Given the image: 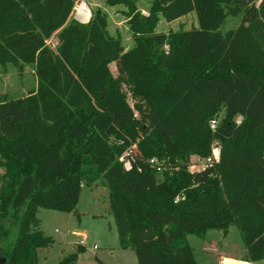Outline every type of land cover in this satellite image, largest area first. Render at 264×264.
Masks as SVG:
<instances>
[{"label": "trees", "instance_id": "1", "mask_svg": "<svg viewBox=\"0 0 264 264\" xmlns=\"http://www.w3.org/2000/svg\"><path fill=\"white\" fill-rule=\"evenodd\" d=\"M78 1L0 0V63L32 64L38 79L27 96L0 94L4 264H39L54 242L39 211L76 213L82 183L108 187L120 247L138 264H198L188 237L233 226L247 261L264 260V0H154L149 16L133 14L127 51L99 14L70 20ZM192 11L199 28L156 32L160 16ZM216 141L220 162L191 173L192 157L208 158ZM154 157L166 160L162 174Z\"/></svg>", "mask_w": 264, "mask_h": 264}, {"label": "rangeland", "instance_id": "2", "mask_svg": "<svg viewBox=\"0 0 264 264\" xmlns=\"http://www.w3.org/2000/svg\"><path fill=\"white\" fill-rule=\"evenodd\" d=\"M261 1L259 0L257 5ZM153 2L154 0H131L130 4L110 5L106 0H79L70 20L88 24L99 14L106 19L107 34L120 40L127 51L135 45L134 34L131 29L133 14L136 12L137 14L149 16ZM82 6L87 7L90 17L87 20L79 21L75 18V15ZM241 19L240 16L228 17L222 29L228 31L238 27ZM195 28H199V21L196 12L192 11L173 22H167L160 16L156 32L168 34ZM48 44L56 50L59 46V40L54 36L48 41ZM79 46L80 42H77L76 49L80 48ZM165 49L168 50V47ZM109 68L115 76L118 75L115 63H111ZM37 84L38 79L32 64L21 61L17 63H0V94H5L8 99L27 96L30 92L36 90ZM130 102L132 103L131 100ZM224 115L225 112L222 111L218 117L219 121L223 119ZM198 160L199 157H192L191 164L196 162L201 164L202 161ZM0 172L2 173L3 170L0 169ZM38 217L41 221V231L54 241L47 248L40 250L39 264H59L72 254L78 255L77 264H138L137 261L123 259L120 255L124 251L120 247L118 232L110 211L109 189L102 183L92 186L82 183L76 213L41 209ZM231 230V234L227 236V239H222L224 240L222 241L223 248L219 247L218 249L220 255L203 250V247L207 245L210 248H212V245L219 246L217 243L210 242L211 239L217 240L218 233L212 231L209 234L206 233V237L197 235L189 237L192 248H195L194 256L198 264H225L224 257L226 255L231 258L236 257V259L242 256L241 259H243L244 244L241 234L236 226H233ZM83 235H86L88 239L85 245L86 248L81 250L78 242ZM204 239L207 242H204ZM94 245L98 246L97 250H94ZM229 245H237L235 253L232 252L233 247H229ZM129 252L134 256L133 259H136L135 252L133 250ZM0 259L4 260L2 257ZM257 264H264V260Z\"/></svg>", "mask_w": 264, "mask_h": 264}, {"label": "built area", "instance_id": "3", "mask_svg": "<svg viewBox=\"0 0 264 264\" xmlns=\"http://www.w3.org/2000/svg\"><path fill=\"white\" fill-rule=\"evenodd\" d=\"M260 5V4H259ZM79 15V10H77L75 18L79 21H81L78 17ZM243 122V117L241 115L236 117V123L238 125H240ZM219 119H213L210 122V129L213 132H216L219 126ZM221 159V145L218 141L214 142L213 146H212V153L208 158H205L203 160H201V158H199L198 161H202V163H193L189 166V171L191 173H195V172H201V171H205L206 169L210 168V167H214L215 165H217L220 162ZM120 162L124 164V168L127 171H131L133 166H132V162L128 159L127 154L120 157ZM149 164L151 166V168H153L154 170H156L159 174H162L164 171H166L167 165H166V160L165 159H160L157 157H154L152 159L149 160ZM178 201V200H177ZM82 246L85 245L84 242L81 243ZM98 246L94 245V250H97ZM88 264H94V263H88ZM244 264H250V263H244Z\"/></svg>", "mask_w": 264, "mask_h": 264}, {"label": "crops", "instance_id": "4", "mask_svg": "<svg viewBox=\"0 0 264 264\" xmlns=\"http://www.w3.org/2000/svg\"><path fill=\"white\" fill-rule=\"evenodd\" d=\"M232 229V227H230V229L227 231V233L226 234H224L223 235V232L224 231H220V230H210V231H208L207 232V234H209V233H211L212 231H214L215 233H218L217 235H218V237H217V240H214V239H211L210 240V242L211 243H217V244H219V246H215V245H212V248H210V247H208V245L207 246H204L203 247V250L205 251V252H210V253H216V254H219L220 252H219V247H221V248H223V244H222V241H224L225 239H227V236H229L230 234H231V230ZM220 233V234H219ZM206 234V235H207ZM206 235H205V237H206ZM190 237V236H189ZM189 237H188V241H189ZM224 238V240H222ZM87 236L86 235H83L82 237H81V240L78 242L79 243V245H81V243L82 242H84L85 243V245H86V242H87ZM204 242H207L205 239H204ZM209 242V243H210ZM189 243H190V241H189ZM84 245V246H85ZM191 245V244H190ZM229 247H233V253H235V251H236V248H237V245H229ZM85 248H86V246H85ZM194 250H195V248H194ZM124 252H121V257L123 258V259H130V260H134V261H137V263H138V259H137V256H136V259H133V255L132 254H129L130 252V250H123ZM135 255H136V253H135ZM220 255V254H219ZM242 255L244 256L243 257V259H241V257H239V259H236V257L235 258H231V257H229V256H225L224 257V261H225V264H228L227 263V261L228 260H233V261H235V262H241V263H250V264H257V263H259V262H249V261H247V255H248V251H247V249L245 248V246H244V249H243V253H242ZM232 256H235V255H232ZM86 264H88V263H86Z\"/></svg>", "mask_w": 264, "mask_h": 264}, {"label": "bare ground", "instance_id": "5", "mask_svg": "<svg viewBox=\"0 0 264 264\" xmlns=\"http://www.w3.org/2000/svg\"><path fill=\"white\" fill-rule=\"evenodd\" d=\"M79 19L81 21H84V20H87L89 17H90V13H89V10L87 9V7L85 8L84 6H82L80 9H79V15H78ZM228 264H244V263H241V262H235L233 260H228L227 261Z\"/></svg>", "mask_w": 264, "mask_h": 264}, {"label": "water", "instance_id": "6", "mask_svg": "<svg viewBox=\"0 0 264 264\" xmlns=\"http://www.w3.org/2000/svg\"><path fill=\"white\" fill-rule=\"evenodd\" d=\"M227 231H228V230H225V231H224V234H226ZM0 257H2L1 254H0ZM2 258H3L4 260H1V259H0V264H4V263L6 262L5 258H4V257H2Z\"/></svg>", "mask_w": 264, "mask_h": 264}]
</instances>
